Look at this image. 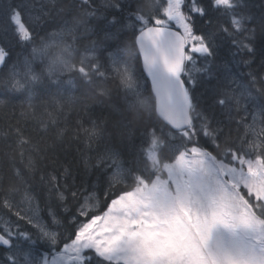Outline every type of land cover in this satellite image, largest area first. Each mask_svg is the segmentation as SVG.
<instances>
[{"label": "snow or ice", "instance_id": "obj_1", "mask_svg": "<svg viewBox=\"0 0 264 264\" xmlns=\"http://www.w3.org/2000/svg\"><path fill=\"white\" fill-rule=\"evenodd\" d=\"M84 3L90 8L87 17L99 12L105 27L94 28L89 19L69 20L77 12L76 0H62L56 15L44 11L47 0H40L41 14L35 16L29 0H0V69H7L0 89L6 96L25 94L19 102L0 98V107L8 109L3 118L15 116L17 109L22 117L28 115L25 106L34 109L39 95L52 97L42 105L44 114L48 107L78 103V115L91 127L78 121L77 136L82 130L84 147L96 153L95 163L84 156L82 167L74 159L65 166L57 145L46 144L43 135L35 140L4 137L0 182H7L11 192L34 181L46 192V216L30 192L24 196L26 209L5 196L0 208L9 220L0 225L2 264H264V71L252 67L259 56L264 69V44L255 45L257 36L264 38V3L252 13L245 0H166L163 18L154 0L143 5L102 0L99 7L95 0ZM220 9L231 20L233 31H220L235 49L230 51L233 62L248 70H229L226 86H213L211 103L198 111L200 77L219 80L213 65L220 44L217 33L203 32L196 17L211 28V15ZM49 27L53 31L46 40L40 33ZM125 27L132 29L131 41L116 54L108 52L110 65L101 62L96 52L103 55L106 43L118 41ZM65 35L73 42L95 37L79 66L70 59L73 45L61 43ZM38 39L39 47L25 55ZM16 47L21 51L15 52ZM121 53L126 54L123 62L117 59ZM37 60L45 65L39 73ZM66 72L79 73V80L65 81ZM116 77L122 94L114 96L96 83ZM96 107L108 115L97 116ZM233 122L237 131L245 129L244 137H233ZM134 123L146 126V151L133 139ZM46 130L42 124L41 132ZM64 135L63 128L54 134L61 142ZM201 141L210 142L218 154ZM26 151L27 162L16 167L17 156L24 161ZM61 155L68 160L70 153L64 148ZM48 160L53 172L57 167L63 171L43 173L37 180L38 164ZM97 192L109 201L100 214ZM82 217L87 222L77 227ZM62 226L67 235L55 230ZM34 246L38 255L27 250Z\"/></svg>", "mask_w": 264, "mask_h": 264}, {"label": "trees", "instance_id": "obj_2", "mask_svg": "<svg viewBox=\"0 0 264 264\" xmlns=\"http://www.w3.org/2000/svg\"><path fill=\"white\" fill-rule=\"evenodd\" d=\"M100 2V3H99ZM154 2L159 6L158 0H154ZM76 3L78 5L77 12H74L72 16H69V20L73 19H89L91 26L94 28L96 26L99 27H105L107 21L104 16H101L99 12L97 13L96 18H89L87 17L86 13L90 11V8L87 4L84 3V0H76ZM140 4H146L148 3V0H139ZM245 3L250 6L249 10L252 13H258L260 11L258 5L260 3H264V0H245ZM102 4V0H95V7H99ZM62 6V0H47V5L44 7V11L50 12L52 15H56L58 9ZM38 15L41 14V8L38 10ZM100 11L103 12V8H100ZM111 11V10H110ZM145 12H147V8H145ZM108 19H111L109 16ZM196 19L199 22V25L202 28V31L207 33L209 31L216 32L217 33V43L220 44V47L218 48V54L215 58V62L213 65V72L215 73L216 77L219 78L217 80L216 78L205 80L203 76L200 77L201 83L197 86L195 89V94L201 98V102L198 106V111H201L205 108L207 103H211V100L208 99L210 96V90L213 86H219L224 87L227 84V81L225 79L226 75L228 74L229 70L233 74H237L238 71H247L246 68H240L237 69L236 65L233 62V57L230 55V51H234L235 49L231 47L230 40L225 37V34L220 31L222 28H228L229 31H233L231 20L229 16H226L223 14V9H220V11H213L211 15V19L213 21L211 28L204 25L203 20L197 16ZM204 19H208V17H205ZM125 23H128V21H125ZM53 28L49 27L45 31H41L40 36L45 37L50 31H52ZM114 31L115 29H111ZM132 29L124 28L121 31V35L119 37L118 41H108L106 43L107 51L101 55V53L98 51L96 52V56L100 58L101 62L107 61L108 64H111L110 58L108 57V52H111L113 54H116L118 49H123L127 46V44L131 41L133 38L131 36ZM199 34V32H198ZM68 38V44H73V49L71 51L70 59L73 63H76L77 66H79L80 58L86 54L85 48L90 46V40L95 39V37H88L85 39H78L75 42H73V39L69 36H66ZM238 38L242 39V35L238 36ZM247 42V41H245ZM39 43V39L36 41L34 45H29L28 47L35 46ZM264 44V38L257 36L255 45L259 49L261 45ZM27 47V48H28ZM21 50V47H16L15 52H18ZM79 56V58H78ZM73 58V59H72ZM239 58V57H238ZM246 58V57H245ZM117 59H120L122 62L124 59H126V54L121 53L117 56ZM202 63V62H201ZM227 65L225 67L224 65ZM199 66V65H198ZM235 67V68H234ZM254 69L257 71H264V69H261L259 67V56H257L256 62L252 65ZM3 70L0 69V79L3 76ZM103 71V69H101ZM109 76H115L114 72H110L108 74ZM62 78L67 81L70 78L79 80V73L72 72V73H65ZM67 78V79H66ZM97 84H101L103 86H106L110 88L113 92V95H117L119 93V78L116 77L115 79H108L106 81L97 80ZM143 83V81H141ZM148 86V82H147ZM149 87V86H148ZM39 91V88L37 89ZM122 94V93H119ZM0 98L3 99H12L13 102H19L23 101L25 99L24 93H14L10 94L8 96L5 95V92L3 89H0ZM51 96H45V95H39L37 98L33 101V104L36 106L34 109H27V106H25L26 112L28 115L21 116L20 115V109L16 110V114L13 117H10L8 119H4L3 117L8 112V109L0 107V142L3 141L4 137L6 135H11L13 137H16L17 139L22 140H35L38 138V136L43 135L44 142L48 145H51L55 143L57 145L56 147V154L59 156L60 163L67 166L69 161L75 160L76 163H80L82 167V160L84 156H92L93 160L92 163H95V152H88L87 149L84 147V142L87 140L82 130H79V136H77L78 128H77V122L83 124L84 128H89L91 125L80 115H78V112L80 111V105L78 103L76 104H64L63 107L58 109H53L52 107L47 108V113H45V108L42 106L44 103L51 100ZM35 112V117L31 116L32 112ZM93 111L96 113L97 116H107L108 113L105 110L100 109L99 107H96L93 109ZM221 111L220 109H217V112ZM243 112L239 113V116H243ZM239 116H236L235 119H239ZM55 119L56 123L52 124L51 120ZM42 124L47 126L46 132L42 133L41 128ZM9 125H12V129L9 128ZM150 125L147 126L148 129H150ZM233 132V137H244L245 136V129L243 127L239 128L237 131V125L235 122L231 125ZM19 130V136L17 137V133L15 129ZM58 128H63L65 130V135L63 137L62 142L58 139H55V131ZM145 125L142 124H133V139L137 143V145H140L145 151L147 150L148 146L150 145V136H144L143 142H142V133L145 132ZM93 146H95V142L93 141ZM201 145L203 147H206L208 151L212 152L214 155L218 154V149H216L211 143H203L201 141ZM29 145H24V148L27 149ZM64 148L68 149V152L70 153L68 160L64 159V156L61 155ZM77 148H80L81 151L77 152ZM102 150V149H101ZM30 153L25 152L24 161H21L19 156L16 158V167H23L24 163L27 162V159L29 157ZM43 155V154H41ZM48 155L51 157L53 155L52 152H49ZM34 159L36 157H33ZM3 166V161L0 160V167ZM63 170L59 167L56 168V171L53 172V166L51 164V161H41L38 164V171L36 172V178L39 179V176L43 173L53 172V174H59ZM34 181L32 183H29L25 186L18 185V190L9 192V184L7 182H0V202L5 198L7 195L12 200L14 199V195L17 193L25 194V192H30L31 195L34 196V198L37 200V202L40 205V209L42 212V215L46 216V209H45V197L46 192L42 190L40 187H34ZM127 183H131V181H127ZM105 188L107 186L105 185ZM98 196V206L96 213H100L101 210L104 209V206L107 202H109L104 195L97 192ZM14 201V200H13ZM72 205L71 203L68 205V208L71 209ZM1 209V208H0ZM2 211H5V218L8 216L6 214V210L1 209ZM0 210V213H1ZM63 211V209H61ZM66 215V213H65ZM47 218V217H46ZM71 218V217H69ZM58 230L60 233H67L68 230L66 229V226L59 227Z\"/></svg>", "mask_w": 264, "mask_h": 264}, {"label": "rangeland", "instance_id": "obj_3", "mask_svg": "<svg viewBox=\"0 0 264 264\" xmlns=\"http://www.w3.org/2000/svg\"><path fill=\"white\" fill-rule=\"evenodd\" d=\"M29 2L35 5V7L33 8V16L38 15V12H39L38 10L41 8V7H40V0H29ZM158 2H159L160 10H161V18H163V17H162V8H163V6L166 4V0H158ZM52 31H53V30H52ZM50 32H51V31H50ZM66 36H67V35H65V36L62 38L61 43L68 44V38H67ZM44 38H45L46 40L49 39V37H48L47 35H46ZM32 47H33V46H32ZM35 47H39V43L36 44ZM18 52H20V51H18ZM18 52H17V53H18ZM30 52H31V47H28V48H27V52H25L24 54H25V55H29ZM14 58H15V56H14ZM34 67H35L36 72H38V73H39V72H42V71L45 70V65H44L43 63H41L39 60H37V61L35 62ZM64 74H65V73H64ZM64 74H63V75H64ZM6 76H7V69H4V70H3V76L1 77V79L6 78ZM248 121L251 122V117H248ZM245 135H246V133H245ZM247 138H248V139H252L253 137H252L251 135H248ZM24 196H25L24 193H23V194H21V193H17L16 195L13 196V197H14L13 200H14V202L20 204L21 208H25V209H26V208L28 207V204H27V202L24 201ZM31 196L34 198L33 195H31ZM33 204H38V205H39V203L37 202V200H36L35 198L33 199ZM95 204H96V208H97V206H98V201L95 202ZM39 207H40V205H39ZM1 209H2V208H1ZM1 209H0V210H1ZM4 212H5V211H2V210H1V213H0V225H3L6 221L9 220V215L5 218V214H4ZM41 214H42V212H41ZM96 214H100V213H96ZM13 219H14V217H13ZM69 221H71V218H69ZM85 222H87V220H86L85 218L82 217V218H80V220L78 221V223H77L76 226L78 227L80 224L85 223ZM55 230L58 231V232H60V231L58 230V228H56ZM65 235H67V233H65ZM37 247H38V246H34V247H32V248H30V249H27V250L31 251L33 254H37V255H38ZM60 247H62V244L60 245ZM2 249H3V247L1 246V247H0V264H2V261H3V253H2ZM49 259H51V256H49Z\"/></svg>", "mask_w": 264, "mask_h": 264}, {"label": "water", "instance_id": "obj_4", "mask_svg": "<svg viewBox=\"0 0 264 264\" xmlns=\"http://www.w3.org/2000/svg\"><path fill=\"white\" fill-rule=\"evenodd\" d=\"M137 34H138V33H137ZM144 75L147 76L146 73H145ZM148 82H149V85L151 86V81H150V79H148Z\"/></svg>", "mask_w": 264, "mask_h": 264}, {"label": "bare ground", "instance_id": "obj_5", "mask_svg": "<svg viewBox=\"0 0 264 264\" xmlns=\"http://www.w3.org/2000/svg\"><path fill=\"white\" fill-rule=\"evenodd\" d=\"M100 3V2H99ZM261 4V3H260ZM73 45V44H72ZM21 51V50H20ZM78 58H79V56H78ZM73 59V58H72ZM111 61V60H110ZM79 63V62H78ZM235 68V67H234ZM67 79V78H66ZM242 114V113H241ZM243 115V114H242Z\"/></svg>", "mask_w": 264, "mask_h": 264}]
</instances>
